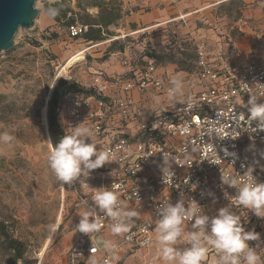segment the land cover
I'll return each instance as SVG.
<instances>
[{
    "label": "built area",
    "instance_id": "obj_1",
    "mask_svg": "<svg viewBox=\"0 0 264 264\" xmlns=\"http://www.w3.org/2000/svg\"><path fill=\"white\" fill-rule=\"evenodd\" d=\"M240 22L238 27L242 31ZM88 30L89 25L78 22L68 26L71 38H79ZM237 53L238 49L233 47L212 59L205 42L196 41L194 68L186 71V93L195 99L191 110L179 102L175 106H168L167 102L151 110L153 108L149 109L145 101L135 99L133 92L145 94L153 91L166 96L165 89L175 67L159 65L152 60L144 67H132L128 62V70L117 75L96 71L91 83L85 86L91 93L66 95L59 104L58 114L64 134L68 124H90L98 130V144L114 153L115 161L94 169L99 187L121 185L120 198L140 212L139 219L134 218L137 220L130 233L112 240L119 246L120 259L126 250H153L157 253L154 219L161 201L169 199L175 204L183 194L195 199L206 214L215 216L219 208L229 205L236 194L235 188L221 184V170L230 169L243 175L251 166L257 182L264 183V130L257 127L256 121L246 127L248 114L236 102L239 96L247 102L248 92L264 89V37L258 48L246 55L243 64L233 66L229 61ZM258 102H264V97ZM216 118L225 127L224 135L232 137L220 138L214 133H206L210 119ZM224 149L235 156H226ZM163 153L174 156L177 162L172 164L174 176L170 182H163L158 166L162 163ZM146 154L151 155L144 157ZM219 156L222 158L220 165L209 161L220 159ZM209 191L215 198L208 194ZM233 211L242 214L241 223L246 231L254 229L264 240V218L235 205ZM96 219L102 225L100 231L83 236L69 249V264H90L93 256L99 264L109 259L93 235L111 232L110 220L99 211ZM190 223L185 224V235L190 230ZM149 237L152 242L146 244ZM259 240L249 241V245L257 248L264 264ZM215 255L210 251L205 264H212Z\"/></svg>",
    "mask_w": 264,
    "mask_h": 264
},
{
    "label": "rangeland",
    "instance_id": "obj_2",
    "mask_svg": "<svg viewBox=\"0 0 264 264\" xmlns=\"http://www.w3.org/2000/svg\"><path fill=\"white\" fill-rule=\"evenodd\" d=\"M53 1L38 0L35 26L20 28L15 46L0 53V132L9 131L15 137L12 146L0 145V220L24 247L22 258H16L18 252L9 248L0 235V264H69V249L88 235L76 231L75 225L79 213L86 210L81 200L88 199L91 205L92 192L99 188L96 171L91 170L71 185L62 184L47 163V155L55 145L49 130L48 101L57 77L87 86L96 71L118 73L128 69V62L132 67H144L151 60L189 71L194 68L196 40L202 38L206 46L216 50L212 44L218 36H243L238 27L240 19L246 34H264V0H231L197 18L162 21L166 23H154L150 29L142 26L124 30L119 18L105 28L106 34H113L103 41L108 43L85 53V59L66 75L60 74L61 66L84 49L88 40L85 35L70 38L67 28H63L57 54L44 45L38 20L43 7ZM106 13L100 10L92 15L83 10L74 22L95 23ZM116 36L121 38L113 40ZM236 102L247 114L245 100L239 96ZM57 224V231L51 232L50 226ZM105 238L110 239L109 231L93 235L97 243ZM46 245L48 250L41 258ZM125 264L142 263L137 258Z\"/></svg>",
    "mask_w": 264,
    "mask_h": 264
},
{
    "label": "clouds",
    "instance_id": "obj_3",
    "mask_svg": "<svg viewBox=\"0 0 264 264\" xmlns=\"http://www.w3.org/2000/svg\"><path fill=\"white\" fill-rule=\"evenodd\" d=\"M58 13L59 9L55 7L46 9V14L50 18H55ZM165 92L168 106H175L177 102L184 104L187 110L195 106L194 97L186 93L185 78L182 73L169 77ZM248 93H250L249 99L244 103L248 114L246 127L252 121H256L257 127L264 130V102H258L260 97H264V89ZM151 99L154 106L162 103L159 95H153ZM241 120L244 118L241 117ZM97 131L94 126L83 122L75 126L67 125L65 134L53 145L47 155L48 167L57 181L71 185L81 176L89 174L91 170L115 161L114 153L98 144ZM206 133L208 135L214 133L220 138L231 136L224 135L225 127L219 118L210 119ZM14 140L15 137L9 131L0 132V145L10 147ZM224 152L226 156H235V153H229L227 149H224ZM149 155L151 154H146L144 157ZM221 160L220 157L209 161L220 165ZM173 162L177 163L174 156L163 153L162 163L158 165L163 174V182L173 181ZM253 171L254 168L251 166L243 175L230 169L221 170V184L235 188L236 194L229 205L219 208L215 216L206 214L204 208L195 199H189L183 194L175 204L169 199L161 201L157 208V218L154 219L157 259L163 264H205L209 252L214 251L216 255L212 264H262V257L257 248L249 245V241L259 240L260 234L254 229L246 231L241 223L242 214L233 211L235 205L239 209L250 210L258 218H264V183L257 182ZM120 188L119 184L94 188L90 198L91 205L88 199L81 200L86 210L79 213L80 220L75 225L76 231L89 235L98 233L102 227L100 221L96 219V213L99 211L110 220L109 228L112 234L130 233L135 221L140 217V212L130 208L120 198ZM208 194L215 198L211 191ZM186 222L191 223L190 230L185 235ZM58 228V224L51 225L50 231L55 233ZM128 238L131 239V236ZM151 242V237L145 241L146 244ZM98 243L109 257L104 264H116L120 259L119 246L109 239H102ZM180 244L185 246L178 247ZM90 264H99L95 256L90 259Z\"/></svg>",
    "mask_w": 264,
    "mask_h": 264
},
{
    "label": "crops",
    "instance_id": "obj_4",
    "mask_svg": "<svg viewBox=\"0 0 264 264\" xmlns=\"http://www.w3.org/2000/svg\"><path fill=\"white\" fill-rule=\"evenodd\" d=\"M228 1L231 0H55L43 7L38 21L40 23V33L44 38V45L53 54H57L56 47H58L59 42L63 39V28H67L68 32V26L74 23L78 13L83 10L92 15L94 13H99L100 10L104 9H114L115 12H122V15L120 14V20L123 21L125 25L124 27L122 26V28H124V30L133 31L137 30V28H141L142 26H147L148 28L154 23H164L162 21L167 20L178 21L183 19L186 21V18L194 19L203 13L210 12L214 7L222 5ZM48 7H55L59 9V13L55 18H50L46 14V9ZM90 24L91 23H88V25ZM105 28L106 27H102L101 29L102 35L104 37H107V35L111 36L105 33ZM241 32H243V36L241 37H235L231 34L218 36L217 39L214 40L215 44H212L216 46V50L212 51L209 46H206L209 56L213 59L221 51L235 47L238 49V53L230 58L229 64L233 66L243 64L245 62L246 55L258 48L260 40L264 37V34L256 35L255 37V34L253 33L246 34V31L244 32V30ZM84 35L88 40L86 34ZM105 40H88L84 45V48L89 47L86 53H92L97 50L96 47H99L94 46L93 42H103ZM199 40H202V38ZM173 67H175L174 74H183L185 84L187 86L186 82L188 78L186 77V71L177 66ZM127 70L128 69L122 70L118 73L109 72L107 74L117 75L122 74ZM104 72L106 73V71ZM153 95H159L161 97L162 103L160 105L168 102L165 95L157 94L153 91H148V93L145 94L133 92L135 99L145 101L149 109L155 107L151 99ZM121 235H114L110 232V238L112 237L111 240H118ZM259 239V249L260 252L264 254V240L261 239V235ZM137 258L141 260L142 264H163L161 260L157 259V253L155 251L142 249L133 251L126 250L123 252L118 264H125L128 260H135Z\"/></svg>",
    "mask_w": 264,
    "mask_h": 264
},
{
    "label": "trees",
    "instance_id": "obj_5",
    "mask_svg": "<svg viewBox=\"0 0 264 264\" xmlns=\"http://www.w3.org/2000/svg\"><path fill=\"white\" fill-rule=\"evenodd\" d=\"M107 11L106 15L99 17V20L95 23L89 25V30L86 34L88 40H105L106 37L102 35V27H108L115 23L117 19L121 17L119 11H114V9H104ZM88 25V24H87ZM109 35H113L109 33ZM55 57V56H54ZM80 93H91L85 86H80L79 84L72 82L69 83L64 78H60L57 81L55 88L51 94L48 101V123L50 135L52 138V143L56 144L59 142L61 137L64 135L63 128L58 114V107L64 96L69 94H80ZM0 235L5 237V241L8 243L9 248L18 252L16 258H22V253L24 251L23 244L15 239L8 231L6 224L0 220Z\"/></svg>",
    "mask_w": 264,
    "mask_h": 264
},
{
    "label": "water",
    "instance_id": "obj_6",
    "mask_svg": "<svg viewBox=\"0 0 264 264\" xmlns=\"http://www.w3.org/2000/svg\"><path fill=\"white\" fill-rule=\"evenodd\" d=\"M38 0H0V53L15 46L14 38L21 29L36 24ZM35 2V3H34Z\"/></svg>",
    "mask_w": 264,
    "mask_h": 264
},
{
    "label": "bare ground",
    "instance_id": "obj_7",
    "mask_svg": "<svg viewBox=\"0 0 264 264\" xmlns=\"http://www.w3.org/2000/svg\"><path fill=\"white\" fill-rule=\"evenodd\" d=\"M164 23H166V22H164ZM164 23H160V24H158V25H155V26H159V25H163ZM152 27H154V26H150V27H148V28H145V29H150V28H152ZM140 30H138V31H134L135 33L136 32H139ZM119 38H121V37H114V38H112L113 40H117V39H119ZM110 41V40H109ZM108 42V41H107ZM105 42H100V43H97L96 45H94V46H100V45H102V44H104ZM92 48V47H91ZM89 49V47H86V48H84V49H82V50H80L76 55H74L73 57H71L69 60H67L62 66H61V68H60V74L61 73H65L66 75H67V73H68V71L71 69V68H73L74 67V65L75 64H77V63H79V62H81V61H83L84 59H85V53H86V51ZM58 73V72H57ZM58 77L53 81V83H52V90L51 91H53V89L55 88V86H56V84H57V81H58ZM48 250V247H47V245L43 248V250L41 251V253H40V257L41 258H43L44 257V255H45V252Z\"/></svg>",
    "mask_w": 264,
    "mask_h": 264
}]
</instances>
